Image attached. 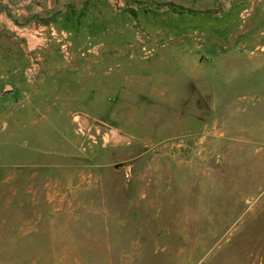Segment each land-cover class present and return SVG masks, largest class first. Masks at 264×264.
I'll return each mask as SVG.
<instances>
[{
    "label": "rangeland",
    "instance_id": "1",
    "mask_svg": "<svg viewBox=\"0 0 264 264\" xmlns=\"http://www.w3.org/2000/svg\"><path fill=\"white\" fill-rule=\"evenodd\" d=\"M1 12L0 264H264V0ZM24 35L51 53L24 61Z\"/></svg>",
    "mask_w": 264,
    "mask_h": 264
},
{
    "label": "crops",
    "instance_id": "2",
    "mask_svg": "<svg viewBox=\"0 0 264 264\" xmlns=\"http://www.w3.org/2000/svg\"><path fill=\"white\" fill-rule=\"evenodd\" d=\"M0 18H2L3 23L0 24V27L12 28L11 21L6 17L5 12L0 13ZM26 34L25 30L20 29V35ZM75 39V38H74ZM75 43V42H74ZM9 39L7 40V44L4 43L3 46H0V61L3 60L4 63H0V84H6V82H15L14 79V73L11 70V64L9 65V62L7 64L6 60H10L12 58V50L10 46ZM55 45V44H54ZM82 47L77 49L75 46L72 48L71 55L67 60H71L72 67H80V68H86L89 66L92 62V55L89 53V51L82 52ZM106 46L101 49L105 50ZM30 52L31 54H39L41 52H44L46 54L51 53V44L46 39L40 40L38 38H29L27 35H24L23 37L20 36L19 38V54L23 55V60H26L27 53ZM102 51L98 52V57L101 58ZM53 60V61H52ZM66 59L59 58H51L50 62L54 66H62L66 64ZM49 62V61H48ZM7 64V65H6ZM48 65V64H47ZM44 66V65H43ZM8 83L5 85L7 86ZM24 104V103H23Z\"/></svg>",
    "mask_w": 264,
    "mask_h": 264
},
{
    "label": "built area",
    "instance_id": "3",
    "mask_svg": "<svg viewBox=\"0 0 264 264\" xmlns=\"http://www.w3.org/2000/svg\"><path fill=\"white\" fill-rule=\"evenodd\" d=\"M52 34L55 36L56 40L58 41L59 46H60L62 52L64 53V55L67 57H70L71 51H72V49H71L72 41H71L68 33L65 31H60V32L53 31ZM93 48L94 47L88 46L85 49H83L82 52L92 51Z\"/></svg>",
    "mask_w": 264,
    "mask_h": 264
}]
</instances>
